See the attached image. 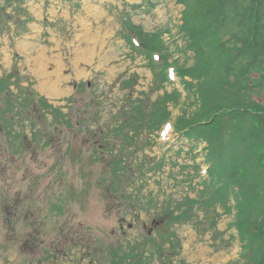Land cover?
<instances>
[{
    "label": "rangeland",
    "instance_id": "rangeland-1",
    "mask_svg": "<svg viewBox=\"0 0 264 264\" xmlns=\"http://www.w3.org/2000/svg\"><path fill=\"white\" fill-rule=\"evenodd\" d=\"M201 1L0 0V264H252L226 202H203L207 170L231 159L226 127L209 143L176 128L211 82L181 32ZM129 23L178 45L189 89L161 82ZM156 106L172 114L161 130Z\"/></svg>",
    "mask_w": 264,
    "mask_h": 264
},
{
    "label": "trees",
    "instance_id": "trees-1",
    "mask_svg": "<svg viewBox=\"0 0 264 264\" xmlns=\"http://www.w3.org/2000/svg\"><path fill=\"white\" fill-rule=\"evenodd\" d=\"M129 26L136 27L132 23ZM136 28L132 33L137 35L142 47L131 46L147 54L150 66L160 70L161 82L170 81L167 67L173 63L180 80L186 84L181 66L176 61H169L178 45H168L156 33L145 37L142 29ZM181 32L190 38L191 49L199 55L198 68L212 73L210 83L205 81L206 85H196L201 100L199 111L184 126L178 124L180 116L176 128L187 129L184 134L194 135L197 143L200 140L207 143L211 141V135L222 133L224 125L223 154L231 151L230 160L227 158L224 163H216L214 168L211 165V179L205 183L215 185V188L208 195L209 199L202 201L226 202L227 213L235 212L236 215L234 223L242 236L243 255L246 257L250 250H254L252 264H264V104L254 98L259 94L256 88L264 86V0H202L194 8L187 5ZM221 32L228 33L231 39L216 43ZM233 43L237 44V49L229 52L228 46ZM154 51L162 52L161 63L154 61ZM186 86L185 89L190 88ZM174 94L177 99L181 98L178 90ZM166 99H172L171 94ZM164 113L157 106L153 110L151 117L157 129L172 116L170 111ZM140 116H143L142 112ZM240 147L247 152L245 160L236 153ZM252 158L256 160L255 164ZM254 167H260L261 175L246 188L240 178L253 175ZM233 191L238 192L237 203L230 196ZM255 239L258 242L256 249L253 247Z\"/></svg>",
    "mask_w": 264,
    "mask_h": 264
},
{
    "label": "bare ground",
    "instance_id": "bare-ground-1",
    "mask_svg": "<svg viewBox=\"0 0 264 264\" xmlns=\"http://www.w3.org/2000/svg\"><path fill=\"white\" fill-rule=\"evenodd\" d=\"M39 62H40V59H39ZM49 83V82H46V84ZM50 89V88H49Z\"/></svg>",
    "mask_w": 264,
    "mask_h": 264
}]
</instances>
